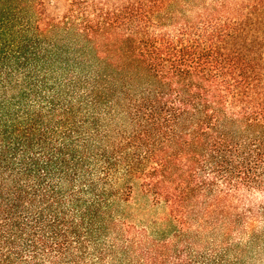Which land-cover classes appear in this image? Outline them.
Segmentation results:
<instances>
[{
	"label": "trees",
	"instance_id": "trees-1",
	"mask_svg": "<svg viewBox=\"0 0 264 264\" xmlns=\"http://www.w3.org/2000/svg\"><path fill=\"white\" fill-rule=\"evenodd\" d=\"M172 2L0 0V264H264V0Z\"/></svg>",
	"mask_w": 264,
	"mask_h": 264
},
{
	"label": "rangeland",
	"instance_id": "rangeland-1",
	"mask_svg": "<svg viewBox=\"0 0 264 264\" xmlns=\"http://www.w3.org/2000/svg\"><path fill=\"white\" fill-rule=\"evenodd\" d=\"M202 0H173L170 4L171 11L170 22L178 20L182 16L192 17L193 10L196 8ZM184 12L185 15H182ZM172 21V22H173ZM130 218L140 226H150L153 230L156 222H161L165 216H167V209L165 206L156 205L153 201V197L143 193L140 184L136 183L134 195L129 203ZM169 228V227H168Z\"/></svg>",
	"mask_w": 264,
	"mask_h": 264
}]
</instances>
